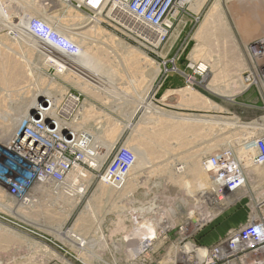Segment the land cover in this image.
Wrapping results in <instances>:
<instances>
[{"label": "rangeland", "instance_id": "1", "mask_svg": "<svg viewBox=\"0 0 264 264\" xmlns=\"http://www.w3.org/2000/svg\"><path fill=\"white\" fill-rule=\"evenodd\" d=\"M3 1L5 4L7 3L6 11L9 7L8 14L9 17L11 16L9 22L13 21V24L16 23V25L21 24V19L26 16L24 18H27V20L24 24L29 25L31 30L36 33L49 24L44 16L39 13L36 14L38 9H34L35 5H43V1L45 3L47 1ZM151 1L146 0L145 6H139L141 2L133 4L127 0L129 7L135 13L144 15L146 19L155 24L162 23L165 19L173 22V28L166 37H163L162 44L157 48L144 43L140 39V34H137L138 32L136 33L135 29L132 26H128L127 23L122 24L120 21L117 22L106 17L105 22L101 24L107 32L128 42L127 46L115 47L107 40V50L113 51L112 55L114 58H111L113 59L112 62H104L103 66L108 68L113 66L112 64L117 63L121 73L105 75L108 84L107 88H102V90L92 89L84 92L80 85L85 82L84 77L89 78L88 75L81 74L86 76H78L76 80H80L79 82L74 80L71 82L64 75L61 76V74L57 73L56 67L47 64V56L40 49H35L29 42H23L20 39L15 42L13 40L14 35L11 36L12 38L9 36L7 41L4 36L8 30L0 31V46H6L7 49H11L12 56L27 63V68L30 67L29 71L32 73L28 75L31 81L27 80V88L25 87L27 92L24 90L16 91L13 87L6 85L9 83H4L3 78H0V103H3L0 104V114L1 110L6 111L7 109L10 113H18V111H21V107H23V110L25 108L27 112L32 111V109H29L30 101L34 98L33 95L36 94V92L33 94L34 90L30 91L33 83L39 84L43 82L42 85H40L41 83L39 85L45 89L54 87L51 92L54 95H58L57 98L62 97V92L67 89L70 92L80 94L83 99L93 98L99 102V104L91 102L93 107L91 110L94 114L90 115L96 116H94L95 118H92V116L87 117L92 119L86 120L85 126L81 123L80 128V130L86 129L90 132L87 138L93 141L91 144L103 147L105 151L102 150V152L104 151L102 154H104L107 150V143L109 144L112 139L113 148L117 145L128 147L135 153L139 161L136 167L131 168L122 188L108 186L106 181L103 180L104 178L99 181L93 173L86 174V178L75 182L76 185L81 187L76 188L77 186L72 184L86 172L82 168L80 171L73 173V178L69 176L66 181L67 185L65 187L68 189L66 191L56 192L52 190L54 186H50V184L51 190H49V186H42L40 182H35L36 184H33V188L28 189V196H31V202L28 205L23 203V198L10 196L4 178L0 177V264H88L86 258L88 260L92 259V262L94 261L93 264H157L159 262L166 264L171 256H176L178 251L189 240L211 244L223 236L228 229L245 222L248 204L253 194L245 193L240 197L242 200L227 205L228 208L223 209V207H226L224 203H220V201L214 202L211 199L212 197H201L196 188L192 187L193 181L190 179L192 177L190 166L192 161L194 163V160L196 161L200 158L203 160V158L213 155L219 150L230 149L238 151L243 139L249 137L253 141L254 137L264 135V96L259 85L250 84L245 78L246 71L248 69L251 70L253 67L252 60L248 54L249 45L255 44L264 38V27H262L264 26V8L261 9L264 0H260V3L259 0H253L254 12L251 7L247 8V10L251 9L252 13L250 14L238 12L237 20H235L236 11H233V19L238 25L233 32L239 42L236 52L229 58L223 59L219 65L221 87L227 88L231 92L236 91L235 97L233 96L232 98H228V96L222 98V96L210 90V82L214 71L212 70V61L208 59H205L206 62L201 61V63H207L208 67L205 71H202L199 65L195 66L191 56L197 45L195 33L207 11L210 10L216 0H209L199 16L190 13L188 10L189 5H186L180 9V15L177 18H173L174 11H169V8L171 10L172 4L177 0H165L160 9H157L158 3H156L148 11V4ZM21 4L27 7L22 9V11L24 10L23 12H21V8H18ZM50 7L47 6L45 9L48 14L58 18L69 17L67 6L64 4L51 3ZM257 7L262 11L260 9V11L258 10L259 12L255 10ZM30 11L35 12L33 13L36 14L33 16L34 19H29V16H31ZM0 14L5 16L1 2ZM16 15L18 16L16 17ZM14 20L16 21L14 22ZM21 25H23V22ZM91 25L81 30H86ZM56 34L60 35L65 43L58 48L72 53L68 39L58 32ZM46 39L47 42L57 47L47 37ZM13 45H15L14 49L10 48ZM110 47H113V50ZM128 48L137 51L142 50L141 52H146L156 62H161L163 72L156 74L155 66L150 67L145 64V60L136 61L134 59L136 62L134 60L126 62L124 58L129 50ZM210 48L212 50L216 48L218 51L227 50V46L224 44ZM23 51L24 53H22ZM162 55L165 57L162 58ZM228 64L230 65L228 66ZM127 65L130 69L127 68ZM175 77L180 85L171 86ZM190 77L195 78L192 86L209 97L220 109L190 105L187 99H182L183 97L173 90L174 88L190 85ZM225 79L227 80L225 81ZM150 85H152V90H148ZM147 91L149 94L147 103L150 107L148 104H146L147 107L143 105L144 107L142 106L134 113L137 100L140 95ZM24 97L28 99V103L24 100ZM37 100H40V98H37ZM83 101L86 100L84 99ZM100 103L106 104L101 105L106 106L107 111H103ZM65 104L68 105V101H64ZM154 117L157 118L155 119ZM2 120L0 118V126L7 123V121ZM78 121L80 120L78 119L77 123ZM197 122L198 124H196ZM27 123L28 120L23 121L19 135L28 127H26ZM128 123L132 125L127 126ZM117 124L121 126L119 133L116 135L117 137L114 136L115 139H110L111 129ZM177 126L181 129H177ZM187 126L189 129H187ZM171 128L172 130L170 131ZM175 130L177 133L174 132ZM202 130H204V133H201L203 132ZM105 131L109 132L108 135L107 133L104 134ZM252 131L253 133H250ZM165 132L168 133L165 134ZM163 133L164 135L162 136ZM172 133L176 134L172 135ZM106 135L107 138L109 137L108 139ZM8 143L10 142L7 140H0V158L3 155H10L8 153ZM140 145L146 150L141 155L138 150ZM178 145L179 149L177 148ZM111 151H113L112 148ZM172 156H175L176 160L172 164L166 162L168 159L171 160L170 157ZM178 162L185 163L184 171L181 173L182 177L178 176L179 173L176 172V168L179 166L177 165ZM92 164L94 163L92 162ZM100 166L93 167L99 169ZM201 166L203 167L202 161ZM254 166L264 167V164ZM85 168L91 171L87 165H85ZM207 178L209 181L212 179L210 175ZM188 179H190V182H188ZM249 185L252 188V185ZM74 187L78 191H83L78 194L77 191L73 194L71 190H75ZM205 207L214 213L221 211L215 213L210 223L201 231L195 228L194 231H190L191 233L184 232L181 227L185 224H195L197 218H200L205 212L203 210ZM135 215L145 218L144 220L141 219V221L152 217L150 221L154 222L157 235L151 245L144 248L138 255L131 257L130 254L132 253L127 251L131 250L132 244L140 241L137 234L136 237L134 236L135 228L138 224L133 218ZM141 224L143 225V223ZM164 225L167 227L163 228ZM69 233H76L79 237L88 241V245H86L84 250L76 247L74 243L76 239L66 237V234ZM125 235L128 238L132 239V237H135L136 239L125 240ZM128 242L129 245H127Z\"/></svg>", "mask_w": 264, "mask_h": 264}, {"label": "bare ground", "instance_id": "2", "mask_svg": "<svg viewBox=\"0 0 264 264\" xmlns=\"http://www.w3.org/2000/svg\"><path fill=\"white\" fill-rule=\"evenodd\" d=\"M9 1L12 2V0H9ZM45 1H47V3H45L43 1L44 7L42 4L35 5L34 9L35 10L38 9L40 11L39 12L37 10L36 14H38V13L41 14L42 16H44L45 20L48 21L49 24L46 25V29L48 28L50 30V27H51L53 30H56L59 34L63 35L64 37H66L68 39L69 44H70V48H72V53H69L63 49L58 48V47H54L52 44L47 42L46 38H44L43 36H39L38 34L33 32L29 25L24 24V22L27 20V18H24L26 16H23V18L21 19L23 22V25H21L22 22H21V24H17V25H16V23L13 24V21L9 22V19L11 17V16L9 17V14H8V12H9L8 8L9 7L7 8V11H6L5 9L7 7V3L5 4V2L3 0H0V2H1L2 7L5 11V16L0 14V15H2V16H0V31L4 30V29L8 30L7 34L4 36L7 41H8L9 36L11 37L12 35H14L13 40L15 42L18 41L17 39H20L23 42H25V41L29 42L33 48L40 49L42 51V53L47 56V64L50 66L56 67V72L61 74V76L64 75L71 82L73 80L77 81L78 79L76 80V78L78 76H82L81 74L88 75L89 78H85L84 76H86V75L82 76V77H84L83 79L85 80V82H83V84L80 85V88L84 92L91 91L92 89L102 90V88H107L108 82H107V78L105 77V75H108V74L116 75V74L121 73L119 65L117 63L112 64L113 66H110L108 68L103 66L104 62H112L113 59H111V58H114V56L112 55L113 51L107 50V40H108V42H111V44L115 47L116 46L120 47L121 45L127 46V43H128L127 41L125 42L123 39L116 37L115 35L111 34L110 32H107L102 27L101 24L103 22H105L106 17H108L114 21H117V22L120 21V22H122V24L127 23L128 26H132L135 29L136 33L138 32L137 34H140V39H142L144 43H146V44H148L154 48H157L158 46H160V44H162L163 37L164 36L166 37L169 34L170 30L173 28V22L172 21H168L165 19L162 23L155 24L152 21H149L148 19H146L144 17V15L135 13L134 10H132L129 7V2H127V0H45ZM145 1L146 0H140V2L142 4H144ZM208 1L209 0H177L175 3L172 4L173 6H172L171 10L169 8V11H174L173 12V18H177L178 15H180V12H181L180 9H182V7H184L186 5H189L188 6L189 12L194 13L197 16H199V15H201V12H203ZM252 1L253 0H223V1L222 0H216V1H214L212 7L210 8L209 11H207L206 16L201 21V24L199 25V27L195 33V39L197 40V42H196L197 45L195 46L194 50L192 51V54H191L192 60L195 64V66L196 65L200 66L202 71L203 70L205 71L208 67H207V63L204 64V63H201V61L204 62L205 59L212 61V64H213L212 70H214V71H213L212 80L210 82V90L217 93L218 95L222 96V98L227 97V96H228V98H232L235 95L236 91L231 92V91H228L227 88L224 89L221 87V84H220L221 72H220L219 65L223 59L229 58V56H231L234 52H236V47H237L239 40L236 37V35L234 34L233 30L236 28V26H238L236 24V21H235V20H237V13L239 12L241 14H250V13H252L250 11L251 9H253V12H254L255 7L252 6V3H253ZM164 2H165V0H152L150 2V4H148V11L151 10L156 3H158L157 9H160L163 6ZM40 3H42V2H40ZM51 3L62 4V5L64 4L65 6H67L69 17L68 18H63V17L58 18L54 15L48 14V11L45 9L47 8V6L50 7ZM259 3H260V0H259ZM243 5H245V6H243ZM28 7H31V6H28ZM250 7H251V9L247 10V8H250ZM18 8H21V12H23L24 10L22 11V9L27 8V7L23 6L21 4V6H19ZM244 8H246V10H244ZM263 8H264V2H263V6L261 7V9H263ZM259 9L260 8L257 7L255 10L258 11ZM13 10H15V9L13 8ZM233 11L234 12L236 11V14H235L236 19L235 20L233 19V15H234ZM18 12H20V11H18ZM33 13H35V12L30 11L31 16H29V13H28L29 19L30 18L34 19L33 16H35L36 14H33ZM17 16L18 15H16V17ZM16 20H14V22ZM107 23H109V22H107ZM90 24H92L90 26V28H88L86 30H81L84 27L89 26ZM123 26H125V25H123ZM262 27H264V26H262ZM262 30H263V28H262ZM102 38H104V39H102ZM206 42H210L211 44L210 43L206 44ZM261 43L262 42H260V44ZM220 44L226 45L227 50L218 51L215 47H219ZM16 45H19V44H16ZM14 46L15 45H13L10 48L14 49ZM210 47H214L215 49L212 50V48H210ZM110 49L113 50V47H110ZM128 49L129 50L127 51L126 56L124 58V60H126V62H131V60H134V59L136 61L145 60V62H146L145 64L149 65L150 67L155 66V68H156L155 73L156 74L163 72V67H162L161 62H156V60H154V58L150 57L149 54H147L145 51L144 52L146 54L141 52L142 50L137 51V50L132 49V48H128ZM10 50L7 49L6 46H0V78H3L4 79L3 82L9 83L6 85H9V87H13V89H15L16 91L17 90H18V92L22 91V90L26 91L27 80L31 81L30 77L28 76V75L32 74L29 71L30 67L27 68V65H26L27 63H24L23 61H21V59H17L15 56H12ZM22 53H24V51ZM68 53L71 55H69ZM161 57L164 58L165 56L162 55ZM135 60H134V62H136ZM107 64H109V63H107ZM143 64H144V62H143ZM140 65H142V64H140ZM226 65H227V63H226ZM229 65L230 64H228V66ZM127 68L130 69V67L128 65H127ZM230 68H228V69H230ZM224 69H225V67H224ZM42 71H43V69H42ZM137 73H138V71H137ZM143 74H144V72H143ZM228 74L230 75V73H228ZM228 74H226V75H228ZM90 77L91 78L93 77V78L91 79ZM56 79H57V77H56ZM89 79H91V80H89ZM93 79H95V80H93ZM227 79H225V81ZM194 80H195L194 77H190V79H189L190 85H187V86L181 87V88H174L173 90L176 91L177 94L181 95L183 97L182 99H187V102L190 105L193 104V105L198 106V107H208L210 109L215 108L217 110L220 109V107L215 102H213L209 97L202 94L201 92H199L198 90H196L192 86L193 83L195 82ZM79 81H77V82H79ZM42 83L40 85H42ZM139 83H141V82H139ZM39 84L33 83L32 84L33 87H31V90H30V91L34 90L33 94L36 92V94L33 95L34 98L32 99V101H30L31 105H30L29 109H32V111L27 112V110L25 108L23 110V107H21V111H18V113H10L8 111V109L6 111L1 110L0 118L3 119L2 121H4V120H5V122L7 121V123L5 125L0 126V140L9 141L10 142V143H8L9 146L11 144H13L16 139H18L20 128H21V126H23V121L25 122L26 120H28V123H27L28 125H31L37 129H39L38 124L44 125L43 130H40V129L39 130L43 135H45L48 138L53 136V134H54V131L52 130L53 126H49V123H47V121H45L43 119L42 115L48 116L51 114L53 116H56V117L60 118L63 127H65V128L67 127L66 126L67 122H65V118L68 117L69 115H71V109L74 110V107H76L77 99L76 98H70L68 100V103H69L68 105L67 104L62 105L63 99L67 97V93H68L67 89H64L65 91L62 92V97L60 96L59 98H57L58 95H54L51 92V90L54 89V87H49L50 89H45V88H42ZM109 84H110V82H109ZM88 85H89V87H88ZM143 85H144V83H143ZM16 87H18V89H16ZM64 87H65V85H64ZM137 87H139V86H137ZM237 87H239V86H237ZM151 88H152V85L149 86L148 90H152ZM129 90H131V89H129ZM139 90H140V88H139ZM148 96H149L148 91L146 93H143L142 95H140L139 99L137 100L134 113H136V111L138 109H140L143 105L148 104L147 103ZM37 98H40V100H37ZM29 99H30V97H29ZM7 100H9V99H7ZM15 100H17V99L15 98ZM24 100H26V102H27L28 99L24 97ZM107 102H108V100H107ZM0 104H3V103L1 102ZM26 106H28V105H26ZM148 106L150 107L149 104H148ZM146 107H147V105H146ZM59 108H61V109L59 110ZM91 108H93L91 103H89L88 101H83V103L81 104L80 110L78 112V113H80V116L79 117L75 116V118H73V120L79 119L80 121H78V123H77V121H76V123L72 122V125H71V128H72V126L74 128V129L72 128V130L74 132H77L76 131V129H77L78 132H80V134H85L86 137L89 135L88 133H90V132L86 129L80 130V128H81V123H82V125L85 126L86 120H91L92 118H95L94 116H96V115H90V114H94L93 111L91 110ZM58 110H59L60 114L62 113L61 117L57 116ZM39 113H41L42 115ZM89 116H92V118L91 117L87 118ZM84 120H85V122H84ZM158 121H160V119H158ZM27 124H26V126H28ZM196 124H198V122ZM227 124H229V123H227ZM130 125H132V124L128 123L127 126H130ZM165 125H166V123H165ZM188 126H187V129H189ZM177 127H178L177 129H179L181 127V125H180V127L179 126H177ZM184 127H185V125H184ZM120 128H121V126H118V124L114 125V127L111 129L112 134H109L110 139L111 138L115 139L114 136H116L119 133ZM173 129H176V128H173ZM252 129H255V128H252ZM171 130H172V128L170 129V131ZM176 130L174 132H176ZM202 131L203 132H201V133H204V130H202ZM168 132H169V130H168ZM180 132H181V130H180ZM105 133H107V132L105 131L104 134ZM108 133H107V135H108ZM159 133H161V132H159ZM167 133L165 132V134H167ZM176 133H172V135H174ZM250 133H253V131ZM95 135H97V134H95ZM107 135H106V138H107ZM163 135H164V133L162 134V136ZM170 135H171V133H170ZM89 138H90V136H89ZM81 139L82 138H80V140ZM80 140L76 142L77 146H78V143L80 142ZM251 140H252V138L250 139L249 137L247 139H243V142H242L241 146L238 148V151L232 150L235 153L234 155H235L236 159L243 165L242 167L244 169V174H245V184L236 192L231 193L229 197H226L223 199V201H220V203H224L226 205L233 204L232 202L234 200L239 201L241 199L240 197H242V195H244L245 193H251V195L253 194V197H252L253 202L255 200L258 203V202L263 200V197H264V182H263L264 181V167L263 166L262 167H259V166L255 167L252 160H251L252 155L255 152V147L253 144L254 142ZM112 141L113 140L111 139L110 143L109 144L107 143V150L104 154H102L105 151V149L103 147L96 146L95 144H92V145L90 144L86 150V157H85L86 161H88L90 163V165H92V166L99 167L101 165V163L106 159L105 157H107L109 155L111 148H112V150L115 148V147L113 148V142ZM184 141H185V139H184ZM22 142H24V141H22ZM91 142L93 143L92 140H91ZM72 144H73V142L68 143L67 146L72 147ZM149 145H150V143H149ZM65 146H66V144H65ZM138 147H139L138 150L140 151V155H141V153H144L146 151L143 147H141V145ZM177 148L178 149L180 148L179 145ZM181 149H182V147H181ZM102 150H104V151L102 152ZM221 151H223V150H219L218 152H221ZM107 153H108V155H107ZM92 154H97V155L92 156ZM137 158L138 157L136 156V161L133 164L132 168L136 167L139 164V161L137 160ZM151 158H152V156H151ZM170 159L171 160L168 159L166 162H169L172 164V162L174 160H176V157L172 156V157H170ZM197 160L196 161L194 160V163L192 161L191 166H190L191 167L190 168L191 176H192L190 179H191V181H193L192 187L194 189L196 188L197 192L199 193V195H201V197H209V198L212 197L211 199L214 200V202H216L215 192L217 189V183L213 179L214 176H213V174H211L209 171H207L205 168H203L201 166V161H202L201 158L198 161ZM92 162L94 164H92ZM177 165H179V166L176 168V172L179 173L178 176H181V173H183L184 168H185V163L184 162L183 163L178 162ZM81 169L82 168H78L74 172H78ZM73 173H71V175H70L72 178H73ZM206 174L208 176L209 175L211 176L212 179H210V181L208 180V178H207L208 176ZM190 179H188V182H190L189 181ZM33 182L35 183V180ZM34 183H32V185H29V188H33ZM249 184L252 185V188L250 187ZM77 191H78V189L76 190V188H75V190H71V192L73 194H74V192L76 193ZM81 191H83V190L78 191L77 194L81 193ZM204 191H206V192H204ZM224 208H228V206L223 207V209ZM203 210H205V212L200 216V218H197L196 222L205 221L208 218L215 216V213L221 211V210H219V211L214 213L212 210H210L207 207H205ZM133 218L138 223L137 227L135 228V235L134 236L136 237V234H137V236H139L140 241L136 242V243L133 242L134 243V244H132L133 247L131 246L132 247L131 250L127 251V252L132 253V254L129 253L131 257L138 255L144 248L151 245V242L156 238V235H157L156 226H155L153 221H150V219L152 220V217H148L145 221H141V219L144 220L145 218L139 217L138 215L137 216L135 215ZM140 223H143V225L142 224L140 225ZM166 227L167 226L164 225L163 228H166ZM230 229H228V230H230ZM71 231H73V230H71ZM133 234H134V230H133ZM130 236L132 237V235H130ZM66 237L76 239L74 243L78 249L84 250L86 245H88V241L85 238L79 237L76 233L66 234ZM125 237H124L125 240L129 241L131 239L130 237L128 238L126 235H125ZM135 237H132L131 240H133V238H135ZM134 241H136V240H134ZM127 245H129V242ZM186 246H187L186 248H190V244H188ZM83 254H85V253H83ZM86 260H87L88 264L94 263V261L92 262V259L88 260V258H86ZM167 264H171V263L168 262Z\"/></svg>", "mask_w": 264, "mask_h": 264}, {"label": "built area", "instance_id": "3", "mask_svg": "<svg viewBox=\"0 0 264 264\" xmlns=\"http://www.w3.org/2000/svg\"><path fill=\"white\" fill-rule=\"evenodd\" d=\"M128 1L133 4L140 3V0ZM141 5L145 6V4L140 3L139 6ZM40 30L35 33L47 37L57 47L65 44L62 37L56 34L57 32L51 27L49 30L46 29L45 25ZM260 42L262 43L260 44ZM248 54L253 67L246 71V81L250 84L259 85L264 96V38L249 45ZM70 98H76L77 104L72 110V114L65 118L66 128L63 127L60 118L51 114L44 116L39 113L49 123V126H53V136L48 138L40 132L44 128L42 124H38L40 130L28 125L20 133L15 143L9 146L8 153L10 155H3L0 158V177L4 178L5 185L8 186V193L15 198H23L25 205L31 202L28 189L34 180L40 182L42 186L48 187L49 184L54 186L52 190L56 192L66 191L68 190L65 187L66 181L71 173L78 168H83L86 172L74 181L73 185L77 186L76 188L81 187L75 182L86 178L91 173L99 181L104 178L103 180L112 188H122L136 161V156L130 148L117 145L102 162L99 169L90 165L85 157L91 141L85 134H80L77 129V132H74L73 126L71 128L72 122L76 123L78 120H73V118L80 116L78 112L84 99L80 94L68 91L62 105H64V101H68ZM57 116H62L59 111ZM80 138L82 139L80 140ZM79 140L77 146L76 142ZM71 142H73L72 147H68L67 144ZM253 142L255 152L251 160L254 165L264 164V135L253 138ZM202 164L207 171L213 174V179L217 183L216 201H223L224 198L229 197L231 193L236 192L245 184L243 165L235 158L232 150L224 149L205 157ZM85 165L91 171H88ZM250 198L244 223L231 228L211 244L189 240L176 256H171L168 262L171 264H264V197L258 203L257 201L253 202L252 197ZM234 202L236 201L234 200L232 203ZM213 217L205 221H198L193 226L185 224L181 229L184 232L194 231L195 228L201 231ZM187 244H190V248H186Z\"/></svg>", "mask_w": 264, "mask_h": 264}, {"label": "crops", "instance_id": "4", "mask_svg": "<svg viewBox=\"0 0 264 264\" xmlns=\"http://www.w3.org/2000/svg\"><path fill=\"white\" fill-rule=\"evenodd\" d=\"M178 85H180V83H178V79L175 77L174 78V82L171 84V86H178ZM86 101H88L89 103H91V102H93V103H97V104H99V102H97L95 99H93V98H84ZM106 105V104H103V103H100V106H102V105ZM103 108V111L105 110V111H107V107L106 106H102ZM107 191H109V189H107ZM107 193H109V192H107ZM235 227V226H234ZM227 232V231H226ZM219 239V238H218ZM218 239H216L215 241H217ZM215 241H213L212 243H214Z\"/></svg>", "mask_w": 264, "mask_h": 264}]
</instances>
